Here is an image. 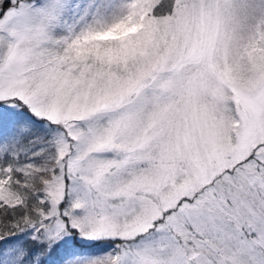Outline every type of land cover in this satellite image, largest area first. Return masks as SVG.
<instances>
[{"label":"snow or ice","instance_id":"obj_1","mask_svg":"<svg viewBox=\"0 0 264 264\" xmlns=\"http://www.w3.org/2000/svg\"><path fill=\"white\" fill-rule=\"evenodd\" d=\"M0 264H264V0H0Z\"/></svg>","mask_w":264,"mask_h":264}]
</instances>
